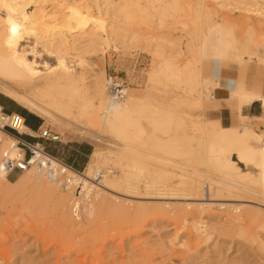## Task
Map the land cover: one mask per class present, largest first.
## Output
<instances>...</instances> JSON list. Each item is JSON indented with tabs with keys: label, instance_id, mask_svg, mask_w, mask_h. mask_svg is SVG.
I'll return each mask as SVG.
<instances>
[{
	"label": "rangeland",
	"instance_id": "obj_1",
	"mask_svg": "<svg viewBox=\"0 0 264 264\" xmlns=\"http://www.w3.org/2000/svg\"><path fill=\"white\" fill-rule=\"evenodd\" d=\"M102 1L98 0V3ZM40 2L50 9L51 0ZM107 3L111 7L124 8L129 17L127 25H122L121 18L114 16L113 27L119 34V42L108 41L104 50L97 53L87 50L85 63L80 59L60 58L47 51L40 42L23 36L24 58L34 67L36 77L60 70L62 65L78 77L88 65L97 81L103 82L113 76L125 82V97L136 91L155 105L161 104L163 108L195 120L201 111L196 110L194 101H203L202 93L190 95L186 88H177L172 81L176 78L182 81L181 86L198 85V64L195 63L194 48H189L187 44V32L198 31L192 25L199 23L202 29L210 28L209 55L202 63L204 77L216 75L232 82L237 77L244 79L240 76L243 75L250 81L264 84V69L259 64L247 57L241 63H234L217 54L224 29L237 41L239 48L248 52L249 41H259L264 36V0H107ZM158 6L168 10L159 13L162 10ZM88 8L89 11H81L77 18L83 24L90 18L99 17L93 3L90 2ZM3 14L0 9V15ZM179 25L183 27L181 31ZM152 50L160 53L161 57L157 56V52L153 55ZM256 53L262 56L264 49L259 46ZM1 99L18 110H25L6 97ZM209 105L204 101V111H208ZM150 109L144 110L141 115H133L136 123L142 125L146 132L151 129L146 118ZM226 112L227 109L222 106L208 111V115L219 118L223 124H231ZM37 118L41 119V129L48 128L60 135V142H42L50 145L49 148L55 152L59 149V155L65 143L75 140L89 142L92 150L106 147V141L114 140L106 128L100 130V134H93L100 141L97 142L93 137L86 136L81 127H78L79 131H62L45 123L43 118ZM258 121L253 120V125L264 126V118ZM33 122L32 119L28 121L30 124ZM80 123L83 125V120ZM162 125L163 130L154 131L161 141L176 139L179 150L197 147L195 141H182L190 131L176 129L174 120H163ZM93 129L98 131L96 127ZM163 157L172 161L169 163L173 166L164 167L155 163L151 171L157 174L161 168L168 169L169 175L173 176L168 179L169 182L167 180L169 187L176 185L181 175L190 173L175 168L177 162L182 161V156ZM89 160L90 157L87 163ZM123 164V161L121 164L108 161L104 167L112 171L109 177L121 180L124 176ZM198 168L205 175L207 166L202 164ZM83 169L80 173L84 172ZM24 172L11 174L9 180H17ZM37 183L18 189L0 182V264H264V229L261 226L264 209L255 204L240 203L239 213L228 205L200 208V203L221 202L149 196L145 195L148 189H144L143 182H139L136 194H132L124 183L114 188L118 194L131 193L129 197L99 190L97 195L92 193L83 198L76 191L82 199L75 212L73 203L76 199L70 191L68 198L60 197L59 193L48 190L44 183ZM47 184L59 189L50 181ZM181 189L188 191L187 186ZM190 192L195 193L197 198L206 199L209 195L206 185L198 192ZM217 195L230 199L239 195L248 200L250 196L249 192L239 191Z\"/></svg>",
	"mask_w": 264,
	"mask_h": 264
},
{
	"label": "bare ground",
	"instance_id": "obj_2",
	"mask_svg": "<svg viewBox=\"0 0 264 264\" xmlns=\"http://www.w3.org/2000/svg\"><path fill=\"white\" fill-rule=\"evenodd\" d=\"M51 1V7L47 9L40 0H0V9L4 12L3 16L0 15V92L17 105L46 120L45 123L55 125L62 131H79L78 127H81L85 130L86 136L93 137L97 142L100 141L93 134H100L99 131L102 129L104 131V128L111 133L114 140L106 141V147L96 148L84 172L73 176L76 191L83 198L92 193L97 195L99 190L108 194H118L114 188L122 183L132 194H136L138 183L143 182L144 189H148L145 195L168 196L175 200L221 202L200 203V208H207L209 205L218 207L228 205L235 213H239L238 205L249 202L264 209V130L258 131L251 127L248 117L239 113L238 125H225L217 120L207 119L202 109L204 101L212 102L224 89L220 79L202 75V63L209 55V27L205 30L197 23L192 26H196L198 31L187 32V44L189 48H194L195 63L198 64L196 69L198 85L196 83V86H181L182 81L176 78L172 81L175 87L183 90L186 88L190 95L202 93L203 101H194L196 110L200 109L201 115L192 120L186 115L161 107V104H153L136 91L129 93L122 101H113L106 89L108 79H103V82L99 79L97 81L88 65L84 66V72L78 77L64 65L51 74L36 77L34 67L27 58H24L25 50L21 45L24 35L40 42L47 51L60 58L80 59L85 63L84 54L87 50L97 53L104 50L108 41L119 42V34L113 27L115 22L113 17H120L121 24L125 26L129 19L124 8L111 7L107 0H103L102 3H98V0ZM90 2L98 9L99 17L90 18L83 24L77 18L81 11H89ZM162 7L158 6L160 9ZM161 10H158L159 13H165L168 9L165 7ZM178 28L181 31L183 27L179 25ZM259 46L264 49V36H261L259 41L250 40L248 52L239 48L237 41L224 29L217 54L218 57L234 63H241L244 57H247L264 67V54L259 56L256 53ZM157 51L161 52L158 48ZM227 98L235 100L238 110L253 99H260L264 106V92H257L256 88L249 87V81L241 77L228 87ZM149 107L151 109L146 118L151 129L146 132L142 125L136 123L133 115H141ZM82 120L83 125L80 123ZM163 120H174L176 129L189 130L190 134L182 141H195L197 147L179 150L180 146L175 143L176 139L161 141L154 131L163 130ZM94 127L98 128L97 132ZM17 129L21 133L27 131L23 125H19ZM31 133L34 135V132ZM18 152L20 151L16 139L0 129V182L18 189H25L33 182L42 185L44 183L48 190L59 193L60 197L68 198L69 191L62 188L57 190L53 185L47 184L49 181L47 182L46 177L39 173L35 166L26 169L17 180L10 181L3 157L7 155L14 158ZM167 155L182 156V161L177 162L178 166L175 165V168L185 173L190 172V175H181L180 172L178 175H181V178L172 187L167 184V180L173 177L169 175L168 169L161 168L157 174L151 171L155 163L164 167L172 165V161L162 158ZM33 160H41L38 151L35 152ZM108 161L125 163L124 176L121 180L109 177L112 171L105 170L104 167ZM202 164L207 166L205 175L198 170V166ZM205 185L209 193L208 198H197L194 197L195 193L191 194L190 191L198 192ZM185 186L188 187V191L181 189ZM45 189L47 191V187ZM237 191L249 192V200L239 195L235 199L217 195ZM126 193L118 195L129 197L131 194ZM261 226L264 229V223Z\"/></svg>",
	"mask_w": 264,
	"mask_h": 264
},
{
	"label": "built area",
	"instance_id": "obj_3",
	"mask_svg": "<svg viewBox=\"0 0 264 264\" xmlns=\"http://www.w3.org/2000/svg\"><path fill=\"white\" fill-rule=\"evenodd\" d=\"M107 79L106 89L108 96L113 101L124 100L126 96V83L113 76H109ZM19 125H24L23 119L15 113L7 112L0 106V129L16 139V145L20 151L14 158H10L7 155L3 157V164L8 170L7 177L10 178V174L13 172L21 173L29 167L35 166L36 170L43 174L48 181L59 188L71 192L76 199L73 203V209L76 212L82 197L76 193L77 186L73 181V176L80 174V171L53 156L41 145L43 141L60 142V135L48 128L41 129L42 125L33 131L34 135L28 132L21 133L17 129ZM25 135L32 137L35 142L31 143L24 140L22 136ZM36 151L40 155V161L33 160Z\"/></svg>",
	"mask_w": 264,
	"mask_h": 264
},
{
	"label": "crops",
	"instance_id": "obj_4",
	"mask_svg": "<svg viewBox=\"0 0 264 264\" xmlns=\"http://www.w3.org/2000/svg\"><path fill=\"white\" fill-rule=\"evenodd\" d=\"M210 61L211 62H217V63L221 64L219 61H215V60H210ZM263 69H264V67H263ZM240 76L244 77V79L249 81V87L256 88L257 92H264L263 82H257V81H252V80L250 81L245 76H243V75H240ZM213 77H216V78L221 80V84L224 85V89L222 92H219L216 95V99H214L212 102L209 103L210 107H209L208 111L218 110L220 107L223 106L227 109L226 116L229 117L231 122H232L231 124H225V125H238L240 123L239 116H237L239 113L240 115L248 117L249 125L251 127L257 128L259 130H264V126L262 124L257 126V125H253V122H252L253 120L258 121L259 118H264V106H263L261 100L260 99H253L249 102V104L242 105L241 108L238 110L237 106L235 105L236 104L235 100L227 98L228 87L231 86L234 83V81L237 80L238 77L232 82L224 80L222 78H219L216 75ZM5 97L10 99L5 94L0 92V106L4 110H6L7 112L15 113L16 115L20 116L23 119V121H24L23 126L27 130L25 132L31 133V132L37 130L40 127V125H42L40 118L35 117L36 115L35 116L31 115L32 113L23 107H22L23 109L27 110L31 114L25 113L23 116L20 115L19 110L17 108H14V107L8 105V103L6 101L1 99V98H5ZM232 100H233V102H232ZM203 111H204V105H203ZM208 111H204V115L207 119L217 120V121L221 122V120L219 118L209 117ZM30 119H32L34 121L32 124L28 123V121ZM22 138L28 142H31V143L35 142V140L32 137H30L29 135L22 136ZM67 144H69V145H67ZM41 145L43 146L44 149H46L53 156L57 157L58 159H60L64 163L72 166L74 169L79 170V171H81V169L84 168V165H86L88 157H90L89 162L92 160V155H93L94 151L96 150V148L94 150H92V146L89 142H86V141L82 142V141L75 140L71 143H65V147L62 149V151L60 152V155H59L58 154L59 149H57V151L55 152V151L51 150V148H49V147H51L50 145H47L46 143H41ZM97 148H99V147H97ZM89 162L87 163V165L89 164ZM87 165L85 166V168L83 170L86 169ZM13 173H11V174H13Z\"/></svg>",
	"mask_w": 264,
	"mask_h": 264
},
{
	"label": "trees",
	"instance_id": "obj_5",
	"mask_svg": "<svg viewBox=\"0 0 264 264\" xmlns=\"http://www.w3.org/2000/svg\"><path fill=\"white\" fill-rule=\"evenodd\" d=\"M25 113H27V111H25V110H19V114H20V115L23 116Z\"/></svg>",
	"mask_w": 264,
	"mask_h": 264
}]
</instances>
